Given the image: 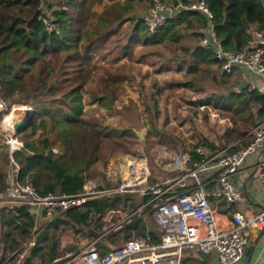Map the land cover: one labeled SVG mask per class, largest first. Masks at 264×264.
<instances>
[{
	"label": "trees",
	"instance_id": "1",
	"mask_svg": "<svg viewBox=\"0 0 264 264\" xmlns=\"http://www.w3.org/2000/svg\"><path fill=\"white\" fill-rule=\"evenodd\" d=\"M102 1L0 0V99L9 105L5 114L14 103L28 104L34 110L29 123L17 133L23 148L10 153L6 145V153L0 152V191L7 187L11 159L19 166L18 180L31 183L41 195L83 191L85 182L93 175L94 161L102 157L108 146L127 135L133 136L132 126L139 119L134 100L129 99L122 108L113 104L117 86L126 77H133L131 69H124V62L117 63L122 58L140 65L150 59V71L158 75L184 69L179 80L172 76L161 85L151 77L149 86L137 84L151 128L156 127L159 116L157 95L161 96L166 87L173 85L192 90L202 96L196 101L200 107L212 108L230 119L234 126L226 135L229 145L222 147L228 152L249 143L251 139L245 141L244 137L264 118V92H235L238 83L233 72L219 73L220 63L213 56V47L200 43L208 26L206 16L192 10L177 11L155 31H150L136 14L148 9L151 0H115L96 9ZM160 1L166 6L177 3V0ZM205 1L223 48H247L253 28L264 32V0ZM97 54L104 60L115 61L114 68L103 67L101 71ZM93 80L98 90L90 94L91 101L99 100L107 114L119 113L122 127L85 119V86ZM112 83L117 85L114 87ZM198 136L189 150L190 167L206 159V153L199 154L197 147L209 148L211 152L218 149L207 137ZM3 140L0 134V148H4ZM103 161L107 162V158ZM154 180L151 176L150 181ZM222 200L227 203L223 197ZM123 201L121 196L90 198L80 208L59 212L54 227L66 223L75 232L88 228L86 234L91 235L102 215L113 207L123 206ZM1 225L4 229L0 233V264L6 252L12 258L13 254L17 256L21 242L32 238L37 230L33 210L25 205L15 206L14 212H3ZM135 231L144 233L139 228ZM37 237L38 241L43 239V244L35 243L20 264H33L37 257L41 262L51 263L59 257L53 240L44 238V232ZM151 238L157 240L153 231ZM182 264L200 262L198 258L184 256Z\"/></svg>",
	"mask_w": 264,
	"mask_h": 264
},
{
	"label": "built area",
	"instance_id": "2",
	"mask_svg": "<svg viewBox=\"0 0 264 264\" xmlns=\"http://www.w3.org/2000/svg\"><path fill=\"white\" fill-rule=\"evenodd\" d=\"M181 10L197 11L206 16L208 26L200 43L213 47V56L220 63L222 73L230 74L235 68H241L257 75L262 82L261 85H237L235 92H264L262 30H251L247 48H223L215 34L211 21L213 15L205 0L188 3L177 0L174 6L151 0V6L140 15V19L150 31H155ZM8 108L9 105L0 99V119L10 114L3 113ZM27 108L25 111L22 107L14 108L11 114L21 110L25 115L33 109ZM0 134L10 153L23 148L13 125L0 128ZM250 135L251 141L246 145L232 152L226 148L216 150L202 162L185 167L171 177L150 181L151 170L147 162L129 161L124 177L117 184L105 188L84 186L83 191L71 195L39 194L31 183L18 180L19 166L11 159L7 187L0 191V225L3 212H14L17 205L28 206L39 211L44 218L51 219L61 211L80 208L90 198L121 196L127 206L107 210L101 217L100 227L88 239L82 238L75 251L53 259L51 264H182L185 250L194 248L215 255L219 264H237L249 245V231H260L264 227V208L248 217L235 210L232 227L220 228L200 175L211 169L217 170L221 195L228 203L237 201L240 193L232 184L231 176L249 154L264 146V118L254 125ZM196 151L199 154L204 152L202 147H197ZM257 177L264 186V158L259 162ZM136 228L144 233H136ZM152 231L157 240H152ZM34 244V240L24 244L13 264H20Z\"/></svg>",
	"mask_w": 264,
	"mask_h": 264
},
{
	"label": "rangeland",
	"instance_id": "3",
	"mask_svg": "<svg viewBox=\"0 0 264 264\" xmlns=\"http://www.w3.org/2000/svg\"><path fill=\"white\" fill-rule=\"evenodd\" d=\"M98 52L102 53L103 50H99ZM97 56L98 66H100L99 69L101 71H103V67L114 68L115 61H112L109 58L104 60L102 59L101 54H97ZM120 65L123 64L120 63ZM151 66V64L150 67L143 64L140 65L138 62H131L129 59L124 61V69H131L133 77H126V81L120 83L121 86H117L115 89L113 104L115 105V108H122L123 104H127L129 99L136 102L138 105L139 119L136 121V124L132 126L134 135H127L119 143L115 142V144L108 146L105 149L104 153H102V157L97 158L91 166L93 175L91 174L92 176L88 178L84 186L96 185L105 188L117 184L119 180L124 177L129 161L147 162L151 169L152 178L163 179L165 177L176 175L185 167H190L187 165L189 160V150L194 144H196L199 138L198 134L211 140L218 148L217 150L221 149L225 144H228L226 137L222 140L225 130L230 122L228 118L223 117V114H220L212 108L206 110L200 107L197 102L193 101V103H190L191 101H188L189 99L186 95H183L182 99L179 101L175 98H169L170 92L168 91L169 93H166L165 89L161 96L157 95L159 99V116L155 120L156 127L151 128L148 125L149 122L145 115L146 111L143 109V105L139 100L141 89L137 84H143L144 87H147L152 81H150L151 77H154L159 84H164L161 79L156 77L155 73L150 71ZM112 85L115 87L117 83H112ZM85 87V119L92 123L106 124L110 127H122L119 113L116 114L113 112V114H107L105 112V107H103L99 100L91 101L92 96L90 94H92L94 90H98L96 80H93L91 83L89 82ZM14 104L17 105L11 107L10 114L14 108H32L31 106H27L28 104ZM24 111H14L17 116L14 121H17L20 117L22 118L24 115L21 114L24 113ZM6 112L7 111L3 113ZM9 118L10 115L8 114L0 119V128L4 129L7 127L6 121H8ZM221 132L223 134H219ZM215 141L217 143H215ZM121 146H125L126 149H123ZM211 153L213 152H210V154ZM210 154H208V156ZM104 158H107V162H105L106 164L103 161ZM58 216H60V214L54 215L51 218V221H49V225L48 222H42L40 224V220H37L35 223L38 228L42 227L40 233H45L44 238L55 242L56 251L59 253V257H62L65 253L75 251L78 248L80 240L82 238L88 239L89 235L86 234L88 228L86 231L82 230L75 232L74 228L66 223H59L57 227H54L53 221ZM101 223L102 221L99 222V227ZM3 227L4 226L0 225V232L3 231ZM97 227L94 228V230H96ZM40 233L32 236L37 246L43 244L42 238H40V241L37 239V236H39ZM32 238H25V240L21 242V248H23L27 241H32ZM33 247L35 246H31L27 250V254L33 249ZM29 257H31L30 254L28 258ZM42 261L45 262L44 260Z\"/></svg>",
	"mask_w": 264,
	"mask_h": 264
},
{
	"label": "crops",
	"instance_id": "4",
	"mask_svg": "<svg viewBox=\"0 0 264 264\" xmlns=\"http://www.w3.org/2000/svg\"><path fill=\"white\" fill-rule=\"evenodd\" d=\"M112 1H115V0H103L101 4L97 5L95 8L100 10L102 9L104 4H108ZM142 13L143 12H141L140 14H136V18L140 19V15ZM118 61H119L118 63H123L124 61H127V59L122 58V59H119ZM142 64L147 65V67H150V64H151L150 59H145ZM183 70H184L183 68H182V71L181 70H176V71L168 70L166 71L167 73H163L160 75L156 74V77L158 79H161L163 82L169 81V79L172 78V76H174L173 78H175L176 80H179L182 78ZM217 71L219 73L221 72L219 68H217ZM233 75H234L233 78L236 77L238 86L246 85L247 83H253L257 85H261L262 83L260 78L257 75L251 72L243 71L241 70V68H235L233 71ZM165 92L169 93V98H175L178 101L182 99L183 95H186V97H188L190 100L194 102L199 101L202 97L190 89L178 87L176 85H173L171 87H166ZM230 122L228 124L227 129L225 130L222 140H224L226 135L230 132L231 128L234 126L232 122L231 123ZM6 124H7V121H6ZM219 134H223V133L221 132ZM247 139L249 140L251 139L250 132H249L248 137H244L245 141ZM209 141L212 142L211 140ZM215 143L217 142L215 141ZM6 145L7 144L2 145L4 148H0V152H2L3 154L6 153V150H5ZM204 152L208 156V154H210L211 151L209 148H207L206 150H204ZM263 158H264V146L259 151L249 154L242 161V163L240 164L238 168V171L231 176L232 184L235 186V188H237V190L240 193L239 199L235 202H231V203L227 202L228 204L227 203L223 204V200H222L223 196H221L220 186L217 181V176H215V173H217V170L211 169V170L203 172L200 175V177L202 178L205 184L207 198L211 206L215 209L216 219H217V222L220 228L228 229L232 227V213L235 210L242 212L244 216L248 217V216L255 214L257 211L261 210L262 208H264V186L261 184L260 180L257 177L259 162ZM32 210L34 213L35 222L37 220H40L41 221L39 222L40 224L42 222H48V225H49V221H51L50 218H44L40 214L39 211H36L35 209H32ZM36 228L37 230H35L33 236L39 234L40 230L42 229V227L38 228V226ZM0 240H1V237H0ZM5 254H6V258L2 264H9V261L13 263L12 260L14 259V257H16V255L13 254V258H12L11 255L8 256L9 255L8 252H6ZM184 256L186 257L191 256L193 258H198L200 264H219L216 256L213 254H211L206 260L201 258L199 256V250L197 248L189 249V250L187 249L184 253ZM41 263L51 264V263L41 262L39 257H37V259L33 261V264H41ZM237 264H264V227L260 231H255V230L249 231V245L245 250V254L243 258Z\"/></svg>",
	"mask_w": 264,
	"mask_h": 264
},
{
	"label": "water",
	"instance_id": "5",
	"mask_svg": "<svg viewBox=\"0 0 264 264\" xmlns=\"http://www.w3.org/2000/svg\"><path fill=\"white\" fill-rule=\"evenodd\" d=\"M33 114H34V110L32 109L28 111L19 122L14 123L13 128L16 133H18L21 129H23L29 123ZM210 255L211 254L209 252L199 251V256L205 260L208 259Z\"/></svg>",
	"mask_w": 264,
	"mask_h": 264
},
{
	"label": "bare ground",
	"instance_id": "6",
	"mask_svg": "<svg viewBox=\"0 0 264 264\" xmlns=\"http://www.w3.org/2000/svg\"><path fill=\"white\" fill-rule=\"evenodd\" d=\"M24 109L25 108H22V110H24ZM15 114H16L15 112H13L12 114H9L10 118L7 121V127H10L11 125H14V122H15L14 120H15V118H17V116ZM21 115H23V113Z\"/></svg>",
	"mask_w": 264,
	"mask_h": 264
}]
</instances>
